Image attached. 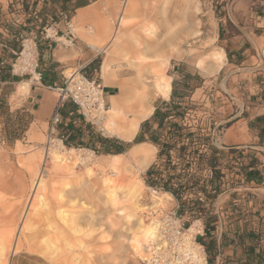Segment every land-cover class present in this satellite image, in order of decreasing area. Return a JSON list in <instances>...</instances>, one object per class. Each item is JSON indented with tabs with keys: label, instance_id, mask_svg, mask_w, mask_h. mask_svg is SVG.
Listing matches in <instances>:
<instances>
[{
	"label": "rangeland",
	"instance_id": "1",
	"mask_svg": "<svg viewBox=\"0 0 264 264\" xmlns=\"http://www.w3.org/2000/svg\"><path fill=\"white\" fill-rule=\"evenodd\" d=\"M70 1L23 0V12L26 13L23 18L19 16L21 11L10 6V0H0L3 15L0 27L5 28V23L18 17L17 25L26 28L27 20L30 21L27 14L35 15L33 11H36L38 20L42 13L45 20L37 21L40 26L38 31L18 36L20 50L23 40L33 45L31 39H35L36 33L43 35L48 31L49 35L53 34L50 27L55 24L59 25V28L56 26L59 33L68 32L71 38L78 36L86 41L85 32L92 31L90 27L95 29L102 20L111 24L112 32L120 7L116 0H98L90 13L81 14L79 18L75 17ZM104 7L115 12L109 16L103 12ZM2 9L6 14L2 13ZM45 24L48 27L45 28ZM99 26L96 32H99ZM190 26L195 33L187 35ZM120 30L141 43L147 42L148 49H143L141 44L137 47L130 43L125 52L114 49L97 52L95 63L98 71L87 77L95 79L101 86H109L105 85L102 73L100 77V66L104 61L106 69L114 78L122 80L135 74L132 57L138 58L139 62L151 63L161 56L169 55L164 73L170 76L171 90L172 87L176 90L174 103H171L170 96L167 99L157 96L152 103L154 108L159 106L163 111L165 103H171L177 106L170 108L171 113L181 115L180 118H174V115L169 120L177 121L183 127L180 129L183 135L169 136L172 129L167 124L163 126L161 135V140L171 144L170 159L175 165L174 169H170L171 176L183 174L181 183L186 184L181 190L180 200L146 183V172L157 161V146L154 145L155 154L148 166L137 173V163L128 154L134 144L122 153H114L123 155L121 160L129 167V170H120L115 174L111 166L102 162L104 156H108L109 160H117L112 157L114 154L103 153V146L97 142L95 148L90 143L85 148L78 147L67 133L61 131L62 124L55 134L49 136V119L33 123V115L15 108L18 99L24 97L22 92L27 87L22 89L20 81L15 85H6L0 107V264H50L52 259L56 264H145L148 254L135 253L127 240L134 230L135 219L152 222L162 212L176 205H180L178 212L186 226L185 238L196 237L193 248L198 255L203 254L205 264H216L214 252L206 249L211 241L208 233L213 231V237H216V227L212 229L211 226L215 219L223 225L234 223L232 229L226 230L227 236L233 235L241 241L239 235H243L245 246L239 248L240 255L251 253L248 246L256 239L264 238V226L260 225L259 220V209L264 202V184L247 183L242 178L248 165L254 167L248 172L256 171L257 176H264V148L247 151L245 146L233 150L220 146L222 133L233 123V115L241 105L240 97L245 95L243 87L259 77L260 68L264 67V0H140L138 10L125 20V26L120 27ZM126 35L122 42H126ZM228 36L233 40L228 41ZM99 40L105 44L108 38L103 35ZM227 47H244L257 54L255 58L251 56V62H232L228 59L230 52L226 50ZM220 50L225 53L224 63L219 71H208L212 56ZM13 58L15 64L17 55L14 54ZM18 64L15 72L24 80L28 74L19 69L20 60ZM74 71L69 69L67 72L70 74ZM55 92L59 96L58 90ZM109 93L113 91L103 88L106 109L110 106L109 96L107 98ZM179 96L182 97L177 98ZM148 119L152 125L151 117ZM105 120L98 121L106 126ZM86 125L94 136L117 139L124 146L133 140L111 136L97 122H88ZM152 128L159 129L157 123ZM245 128L246 125H243L240 130L245 131ZM61 138L62 144L56 142ZM239 140L246 145L251 144L246 134ZM57 145L60 146L59 156L65 161L54 160L53 146ZM71 149L74 151L71 152ZM86 157L90 161H84ZM212 159L214 165L218 163L216 169L223 173L222 178L216 175L214 187L208 181L213 174L209 166ZM158 163V168L164 170ZM41 168H45L46 176L39 175ZM129 177L143 184L140 194L131 203L122 200L123 210L116 211L104 189L116 187V194L122 196L126 193L125 183ZM40 178L42 182L35 188ZM105 179L110 181L106 183ZM192 179H198L199 184L193 185ZM201 187L207 191L205 196ZM213 190L217 196L210 199ZM157 195L162 197L163 203L154 206L153 199ZM134 202L139 209L135 210L132 205ZM181 202H185V208L195 209L194 212L184 213ZM57 208L67 215V222L59 218ZM117 213L127 215V218L121 220L116 216ZM106 217H112L113 223L116 222L114 227L110 228ZM250 225L253 230L247 231ZM191 227L193 232H188ZM116 233L121 234L117 239ZM15 241L17 250L12 253Z\"/></svg>",
	"mask_w": 264,
	"mask_h": 264
},
{
	"label": "crops",
	"instance_id": "2",
	"mask_svg": "<svg viewBox=\"0 0 264 264\" xmlns=\"http://www.w3.org/2000/svg\"><path fill=\"white\" fill-rule=\"evenodd\" d=\"M70 2L72 3L75 17L79 18L81 17V14L85 15L90 13L92 9L95 8L93 4H96L98 0H71ZM107 9L108 8L104 7L103 12H107L109 16L112 12H115L113 11L114 9ZM3 10L4 9H2V13L6 14ZM6 17H8V15H6ZM28 17L30 18V21L27 20L26 28L22 27L23 29L8 30L0 27V70H2L5 66H9V74H7L6 77L0 76V96L4 86L15 85L16 83H19V81L21 82V80H29L26 91L22 92L24 97L18 99V104L15 108L20 111H28L31 115H33L31 121L33 120L34 123L36 120L47 121L56 109L59 103V96L55 95V91L63 85L65 78L68 77L67 71L69 69L80 71L85 76H91L98 71L95 63L98 51L95 49V46L104 45L101 44L99 39L104 35L102 33V28L106 21H100V26L98 23L99 32H96V28L98 27L97 25L94 27L95 29L90 27L92 31L85 32L87 40L91 41L90 43L78 36L71 38L68 32L59 33L58 30L56 31V29L59 28V25L56 24L50 27L53 34L48 37H45L44 35H37L36 33L35 40L33 41L36 42L37 50V63L36 68L34 69L37 76L33 77L32 71H28L27 77L23 80L20 78L18 73L12 69L13 57L16 53L13 40L18 39L16 36L17 34L18 36H22L25 33L28 35L38 31L40 26L37 24V21H41L42 19L45 20L42 13H40L38 20H36L38 17L37 15L27 14V18ZM11 22L16 23V21L12 19ZM115 23L116 20L114 22V26ZM46 27H48V24H45V28ZM75 27L79 28L78 25ZM62 39L65 42H63ZM227 40L229 41L233 39L228 36ZM226 50L230 52L228 56L230 61L234 62L236 60H240L241 64L244 62H251V56L255 58L257 54L244 47H237L236 49H233V47H227ZM105 66L106 64L104 61L100 66V77L102 75L101 68L103 71V67L106 69ZM260 70L261 75L254 78L243 87L245 89V95L240 97L242 101L241 105H239L236 110L237 113L233 115L234 121L227 128H225L222 133L220 146L223 149L233 150L245 146L247 151H251L261 150L264 148V67L260 68ZM106 72L111 74L107 69ZM114 77L115 76L113 75V79H115ZM115 81L120 80L115 79ZM103 87L109 91H113V93L116 92V89L113 86ZM113 93H109L107 98ZM60 108H64L66 112L64 116L60 113L62 116V125L67 124V122L72 119L73 123H75L77 127H80L78 130L81 131L83 135L87 136L88 131L85 129L86 123H84L83 117L79 113L77 106L70 101H65L61 104ZM62 125L61 131L63 128ZM243 125H246L245 131L240 130ZM245 134L250 137V145H246L242 140H239L240 138H243ZM84 137L76 138L75 141L85 140ZM91 139H93V137ZM255 168L257 169L258 167ZM247 170H254V167H248L244 170V173L242 174L243 181H248L247 183L255 184L260 182V184H264V176L261 177L255 174L254 177L248 178V173H251V171L248 172ZM237 200H239V198H237ZM259 220H261L260 225L264 226V202L262 203V208L259 209ZM233 226V222L230 224L226 223L225 225H223V223L221 224L216 222L215 227L217 233L216 245L214 248L216 264H264V238L260 240L257 246L252 245L255 249L254 254L247 253V255L244 256L240 255L239 248L241 246L244 248L245 244L238 241L235 236H227L225 233L226 230L229 228L232 229ZM233 232H236V230L233 229Z\"/></svg>",
	"mask_w": 264,
	"mask_h": 264
},
{
	"label": "bare ground",
	"instance_id": "3",
	"mask_svg": "<svg viewBox=\"0 0 264 264\" xmlns=\"http://www.w3.org/2000/svg\"><path fill=\"white\" fill-rule=\"evenodd\" d=\"M116 1L120 4V7L117 11L118 13H117L115 26L111 32L110 24L107 21L105 24H103L104 26L102 28L103 29L102 33L106 36V38L108 37V40L107 42H105L103 46H95V49L98 52L100 51L109 52L110 51L109 49H114L116 51L121 50L122 52L123 51L125 52L129 48L130 43L137 45V47L141 44L143 46V49H148L149 45L147 44V42L141 43V41H139L138 39H134L133 37L128 36V34L126 35L125 31L120 30V27L125 26V20L130 19L133 16V13L138 10L140 0H125L123 3H120L118 0ZM193 33H195V31H193V27L192 26L188 27L186 34L190 35ZM125 35L127 36L126 42H122V39L125 37ZM25 45H26V49H28V44ZM22 54L27 55V50L22 51ZM224 56L225 55L222 50L214 54L212 56L213 59L212 64L210 67H208L207 70L211 72L219 71V69L223 64ZM168 58L169 55H165L157 58V60H155L154 62L145 63V62H139L138 58L132 57L131 59L133 60L134 63L133 67L135 68V74L120 81H115V79H113V74H108L106 72V69L103 67L102 74L105 80V85L113 86L116 89L115 93L109 95V102H110L109 109H106V107H104L98 114L100 119L104 120L106 118L105 121H107L106 126L104 124L102 125V121L101 122L97 121L99 127L103 131L109 133L111 136H114L122 140H132L135 137V135L139 130L140 123L148 119L153 113L154 110V106L152 103L153 99L157 96H161L162 98L169 97L171 91V79L169 75H166L164 73L165 68L167 67L169 62ZM18 66L19 64L17 62L15 64L16 70L18 69ZM32 73H34V76H37L35 71H32ZM68 77L70 78L74 77L75 79L77 77L76 70L68 74ZM28 82L29 81H21L19 85L22 89H25L27 87ZM100 93H101L100 89L99 90L95 89L96 95H99ZM105 114H107V116H105ZM56 142L61 143L60 140H57ZM53 147H54L53 149L54 160L60 162L65 161L66 160L65 158H61L59 156L60 146L57 145ZM155 150H156L155 146L147 142L136 143L129 149L128 154L137 163V170L135 173L144 170L148 166V164L150 163V161L152 160L155 154ZM73 151L74 149H71V152ZM122 156L123 155L120 154H114L112 157H116L117 160H109V158H107L108 156H104L105 158L103 159L102 162L111 166L113 172L115 174H118L120 170H125V169L129 170V167L125 165L126 164L125 161L121 160ZM89 159H90L89 157H86L84 158V161ZM80 160H83V158L82 159L80 158ZM113 163L116 164L113 165ZM39 175L46 176L45 168L40 169ZM104 181L108 183L110 180L105 179ZM41 182H42L41 178L40 180L36 181L35 188H37L39 184H41ZM142 186L143 184L141 182L129 177V179H127L125 183L126 193L124 192L122 196L120 195L118 196L116 194V187L108 186L104 190H106V193L110 199V203L113 205V209L121 212V210H123L121 201L124 200L125 202L131 203L130 202L131 200H135L139 196ZM87 189H89V187H87ZM153 202H154L153 203L154 206L161 205L163 203L162 197L158 195L155 196ZM132 205L135 206L134 207L135 210L137 208L139 209V206L135 202ZM56 213L59 216V218H61V220H63L64 222L68 221L67 215L64 213L63 210L57 208ZM117 214L118 215L116 216H118V218L121 220L127 218V215L119 214V213ZM111 218L106 217L105 219L106 222L109 224L110 228L114 227L116 223V222L113 223V220ZM69 221L71 223L72 219H70ZM152 222L145 223L144 221L141 220V218L135 219L133 223L134 230L132 231L131 236L127 239L129 241V244L131 246L130 248L132 251H134L139 255H141V253L148 254L146 259H150L151 256L152 248L149 247V243L153 239L156 229L155 223L157 222V220L155 219ZM106 227H108V225ZM188 232H193V228L192 227L189 228ZM120 236H121L120 233H116L115 239L119 238ZM188 238L190 237L189 236H187L186 238L184 237V239H188ZM193 246L194 244H192L189 248L190 249L189 253H191V255L188 258V262L186 263L205 264L206 261L203 254L198 255V253L195 251V248H193ZM16 250H17V241H15L13 244L12 253L16 252ZM157 250H160V248L156 247L154 249V253H157ZM164 254H165L164 257H168L166 256L167 253ZM151 258H153V256H151ZM52 260L49 263L56 264V261H52Z\"/></svg>",
	"mask_w": 264,
	"mask_h": 264
},
{
	"label": "built area",
	"instance_id": "4",
	"mask_svg": "<svg viewBox=\"0 0 264 264\" xmlns=\"http://www.w3.org/2000/svg\"><path fill=\"white\" fill-rule=\"evenodd\" d=\"M123 3L125 0H118ZM10 6L17 8L21 11L19 16L25 17L23 0H10ZM31 8V6H29ZM36 15V11H33ZM14 15V12H12ZM12 20L18 22V17H13ZM24 21V19H23ZM48 37V31L43 34ZM35 40L34 38L31 39ZM28 44V49L26 45ZM22 48L19 53H15L17 58L15 64L20 60V70L22 72L34 71L37 63V50L36 42L33 41V45L28 40H23L21 44ZM27 50V55H23L22 51ZM15 64L12 65V69L15 71ZM31 69V70H30ZM27 70V71H26ZM77 72V77H66L61 87L57 88L59 92V103L56 109L53 111L47 122L48 135L55 134L62 124V116L59 112L61 104L65 101L73 102L82 115L83 120L86 123H94L101 120L99 117L100 111L105 107L103 99V88L95 79L88 78L80 71ZM95 89H100V94H95ZM103 99V100H102ZM62 142V138L60 139ZM179 205L172 207L169 210L162 212L159 218H157L156 229L152 241L149 243V247L152 248L151 256L153 258L147 259L145 264H187L190 257V246L195 245V238L184 239L186 235V226L182 219V216L178 212ZM154 221V220H153ZM159 247L157 253H154V249ZM200 248H203L200 246ZM166 256L164 257L165 254ZM173 260V261H172ZM174 262V263H173Z\"/></svg>",
	"mask_w": 264,
	"mask_h": 264
},
{
	"label": "trees",
	"instance_id": "5",
	"mask_svg": "<svg viewBox=\"0 0 264 264\" xmlns=\"http://www.w3.org/2000/svg\"><path fill=\"white\" fill-rule=\"evenodd\" d=\"M2 14L0 11V22L3 23L2 21ZM5 28L10 30V29H23L20 25H17L14 22H10V23H5ZM1 26V25H0ZM17 32V31H16ZM18 37V34L16 35ZM13 44H14V48L16 52L20 51V45L18 44V40L15 39L13 40ZM7 74H9V66H5L4 68H2V70H0V76H4L6 77ZM176 97V90L174 87H172L171 90V95H170V101L171 103H174V99ZM182 96H179L177 98H180ZM4 100V96L3 93H1L0 96V107L2 104V101ZM73 103V102H72ZM171 103H165V110L163 111L162 108H160L159 106H156L155 111L153 113L151 117V121H153L154 123H157V126L159 127V129H153L152 125H150V119H146L144 120V122H141L140 125V129L137 132V134L135 135V137L133 138L132 141L128 142L126 144V146H124V144L122 142H120L117 139H113V138H100L97 136H94L93 133H91L90 128L88 125H86L85 129L88 131L87 136L83 135L81 131H79L78 129L80 127H77L75 125V123H73V120H69L67 122V124L62 125V131H64L65 133H67L68 138L70 137L71 140L74 142L76 140V138H81L84 137L85 140H79V141H75L74 143L78 146V147H86L90 144H94V148L96 147V142L98 144H100L101 146H103L102 152L103 153H107V154H114V153H122L125 149L130 148L133 144L136 143H141V142H147L150 144H152L153 146H157L158 147V151H157V161L155 163H153L149 169L146 172V183L148 186L154 188V189H162L165 191V193H168L169 195L171 194L172 196H174L176 199L180 200L181 196L180 194L182 193L181 190H183L185 188V183H181V176L183 174H177L174 176H171L170 174V169H174L175 165H172V161L170 159V149H171V144H169L167 141H163L161 140V135H162V130H163V126L164 125H168L169 129H172L171 131H169V136H182L183 134L180 133V129H182L183 127L177 122V121H172L169 120V118H171L172 116H174L170 110V108H177V106H173ZM60 113H62V115L64 116L66 114L64 108H60ZM180 118L181 115H176L174 116V118ZM189 134V133H188ZM93 137V139L91 138ZM67 138V139H68ZM83 142V143H82ZM156 148V147H155ZM213 149H215L214 147H212ZM164 158V159H163ZM163 160V161H160ZM158 162H160V165L164 167V170H160L158 168ZM218 165V163H216ZM214 165V159H212L209 162V166L212 168L213 170V174L212 176L209 178V184L211 186L214 187V182L217 176H219L220 178L223 177V173H221V171L219 169H216V166ZM248 167H252L251 165L245 166L246 170ZM256 174V171H251V173H248V178L250 177H254ZM217 175V176H216ZM192 184L193 185H198L199 181L198 179H192ZM260 183V182H258ZM175 184H178V187H175ZM201 192L202 194L205 196V194L207 193L206 189L201 187ZM207 196V195H206ZM217 196V192L215 190H213V193L210 197V199H214ZM198 200V198H196ZM195 200V201H197ZM199 201V200H198ZM181 207H182V211L185 213L186 211L188 213H192L194 212L195 209L192 208H185V202H181ZM180 206V205H179ZM200 211V210H199ZM216 220V219H215ZM213 220L212 222V229H215V224L216 221ZM215 221V223H214ZM214 223V224H213ZM207 223H205L206 225ZM249 229L253 230V227L250 225L249 227L246 228V230L248 231ZM213 231L209 232L208 234L211 236V241L210 243L207 245V250L210 251V249H212V252H214V248L216 245V237H213ZM239 237L241 238V243H243V235H239ZM260 240H257L252 244L254 246H257V244H259ZM252 245H249L248 248H250V252L251 253H255V249ZM214 254V253H213Z\"/></svg>",
	"mask_w": 264,
	"mask_h": 264
}]
</instances>
